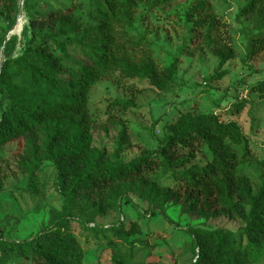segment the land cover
<instances>
[{
    "label": "trees",
    "instance_id": "1",
    "mask_svg": "<svg viewBox=\"0 0 264 264\" xmlns=\"http://www.w3.org/2000/svg\"><path fill=\"white\" fill-rule=\"evenodd\" d=\"M173 1L89 0L86 23L76 14L78 4L58 8L28 20L29 44L12 56L7 42L17 23L19 0H0V50L4 54L0 70V193L10 169L5 148L14 145L11 156L19 171L27 175V191L37 193V176L42 166L50 163L64 204L63 217L34 237L22 241L0 238V264H85V250L74 235V222L103 239L110 232L127 247L125 254L111 249L110 264H134L137 240L130 237L141 232L138 220L145 214L136 209L137 220L128 227L122 222L113 228L96 224V218L110 212L121 214L122 199L131 204L126 194L132 186L147 191L140 196L149 201L147 212L160 215L171 226L175 224L165 208L170 202L180 204L187 214L243 222L237 232L187 228L184 233L190 239L192 264H259L264 259V182L254 191L250 179L238 174L241 165L252 161L264 173V157L251 160L246 135L237 121L192 108L165 126L156 149H139L135 157L125 160L121 156L132 145L116 113L135 108V101L116 98L105 108L108 121L121 127L116 149L108 152L92 146L93 119L88 107L97 83L111 76L119 83L146 80L159 93L180 84L179 57L161 67L148 44L130 35L137 9L149 14L166 11ZM184 17L192 24V48L209 51L218 61L214 73L204 81L224 79L229 71L223 67L236 55L227 24L207 0L193 1ZM241 18L254 24V33L247 36L245 58H250L264 48V0H249L236 15L237 20ZM249 92L264 95V81L251 86ZM244 103L235 102L226 116H238ZM241 147L239 155L235 149ZM198 155L204 157L201 163H195ZM163 179L168 186L161 184Z\"/></svg>",
    "mask_w": 264,
    "mask_h": 264
},
{
    "label": "rangeland",
    "instance_id": "2",
    "mask_svg": "<svg viewBox=\"0 0 264 264\" xmlns=\"http://www.w3.org/2000/svg\"><path fill=\"white\" fill-rule=\"evenodd\" d=\"M193 1L196 0H174L168 10H157L151 14L145 13L141 8L137 9L134 29L130 30L131 37L142 39L148 44L161 67L171 63L175 56L179 57L180 84L167 92L159 93L146 80L126 79L119 83L111 76L97 83L90 92L88 107L93 119L90 129L93 147L106 149L108 152L116 149L121 127L108 121L106 104L116 98H132L135 108L125 113H116V120L121 119L125 124L132 145L121 156L125 160L135 157L139 149H156L157 140L163 136L165 126L174 122L179 114L192 108L198 113L214 111L223 120L237 121L246 135L251 160L264 157V95L249 92L251 86L264 81V48L258 49L253 57L245 58L247 36L254 33V24L251 19H236L239 9L249 0H207L212 4L216 16L227 24L236 54L223 67L229 74L213 83L205 82L204 78L214 73L218 61L209 51L198 52L192 48V24L186 22L184 17ZM73 3L79 5L80 11L76 14L81 15L86 23L84 12L89 0H19L20 14L16 26L8 34L7 47L12 56L22 53L29 44L30 18L46 16ZM72 54L79 58L76 52L73 51ZM235 102H245L244 109L238 116H226ZM15 149L14 145H9L4 152L10 169L4 190L0 193V238L22 241L34 237L62 218L64 204L55 187L56 171L50 163H45L37 176V193L27 191V175L19 171L11 156ZM235 150L241 155L243 147ZM203 160L204 157L198 155L195 163ZM238 174L250 179L254 191L264 182L262 168L253 161L241 165ZM161 184L168 186L165 179ZM146 192L140 186H132L126 194L131 204H125V199H122L121 214L110 212L105 217L96 218L99 226L113 228L122 222L128 227L137 220L136 209L145 214L138 220L141 232L130 237L131 241L137 240L134 264H192L190 239L184 233L187 228H222L237 232L244 226L241 220H229L224 216L200 217L187 214L180 204L172 202L166 204L165 208L175 226L168 225L160 215L153 216L147 212L149 201L140 197ZM72 226L74 235L85 250V264H110L111 249L120 254L127 253V247L119 243L110 232L107 239H103L101 235L94 236L79 223L74 222ZM10 264L23 263L13 261ZM259 264H264V259Z\"/></svg>",
    "mask_w": 264,
    "mask_h": 264
},
{
    "label": "water",
    "instance_id": "3",
    "mask_svg": "<svg viewBox=\"0 0 264 264\" xmlns=\"http://www.w3.org/2000/svg\"><path fill=\"white\" fill-rule=\"evenodd\" d=\"M18 13L20 14V6H19V12H18ZM3 62H4V54H3V49H2V51H1L0 70H1V68H2Z\"/></svg>",
    "mask_w": 264,
    "mask_h": 264
},
{
    "label": "bare ground",
    "instance_id": "4",
    "mask_svg": "<svg viewBox=\"0 0 264 264\" xmlns=\"http://www.w3.org/2000/svg\"><path fill=\"white\" fill-rule=\"evenodd\" d=\"M19 23V22H18ZM23 26V25H22ZM19 30V29H18Z\"/></svg>",
    "mask_w": 264,
    "mask_h": 264
}]
</instances>
